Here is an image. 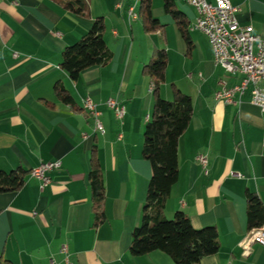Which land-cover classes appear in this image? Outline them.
Returning <instances> with one entry per match:
<instances>
[{
    "label": "crops",
    "instance_id": "obj_1",
    "mask_svg": "<svg viewBox=\"0 0 264 264\" xmlns=\"http://www.w3.org/2000/svg\"><path fill=\"white\" fill-rule=\"evenodd\" d=\"M84 2L87 13L81 16L61 0L0 2V172L27 173L19 191L0 194V264H65L62 246L70 264H172L161 252L137 258L128 252L151 174L141 152L153 106L152 82L143 67L159 51L167 57L159 96L171 101L177 90L192 106L189 125L177 141V182L163 216L181 212L193 229L216 230L219 250L200 264H264V248L248 245L246 227L245 194H254L264 209V114L250 106V88L231 104L215 100L217 82L226 79L206 38L191 31L187 46L159 0L151 9L161 28L148 34L135 12L139 0ZM174 3L190 29L195 10L183 0ZM229 3L237 9V25L264 39V0ZM129 9L135 20L128 17ZM98 18L112 59L72 82L60 69L61 52ZM241 79H227V86ZM57 85L69 104L57 99ZM109 98L123 109L121 120L106 107ZM85 99L100 113L102 135L83 109ZM93 153L104 195V222L97 228L87 183ZM198 155L206 159L205 167L195 161ZM48 163L59 168L47 174L50 182L40 190L29 171ZM242 246L246 256L240 254Z\"/></svg>",
    "mask_w": 264,
    "mask_h": 264
},
{
    "label": "trees",
    "instance_id": "obj_2",
    "mask_svg": "<svg viewBox=\"0 0 264 264\" xmlns=\"http://www.w3.org/2000/svg\"><path fill=\"white\" fill-rule=\"evenodd\" d=\"M76 15H85L84 0H61ZM165 15L175 22L177 30L187 46H190L188 26L183 15L176 10L174 0H159ZM153 0H139L138 19L145 33L160 30L161 26L152 16ZM105 28L101 18L95 19L87 32L73 45L61 52L60 69L75 82L79 74L92 67H104L112 59L103 40ZM167 57L163 51L156 54L143 67V73L153 83V106L151 120L142 133V158L150 166V179L142 210L140 225L132 231L128 252L137 258L153 252L167 255L172 264H200L201 260L214 256L219 250L218 235L213 227L195 230L181 212L174 213L171 220L163 216L165 202L171 188L177 182V141L187 129L192 113L191 100L175 90L171 101L163 100L159 91L165 82ZM55 94L59 101L69 104L64 88L57 85ZM26 172L18 169L0 172V194L15 193L21 189ZM93 228L104 222L103 182L99 162L90 159L87 175ZM246 227L249 232L264 227V209L252 193L245 194Z\"/></svg>",
    "mask_w": 264,
    "mask_h": 264
},
{
    "label": "built area",
    "instance_id": "obj_3",
    "mask_svg": "<svg viewBox=\"0 0 264 264\" xmlns=\"http://www.w3.org/2000/svg\"><path fill=\"white\" fill-rule=\"evenodd\" d=\"M183 3L195 10L194 31L205 34L213 63L223 71L225 79H233L236 75L242 77L240 83L232 87L227 86L226 80H219L213 98L231 104L235 96L240 97L250 88V106L264 114V39L253 35L251 28L237 25L234 19L237 9L230 5L229 0H213V3L205 0H183ZM127 15L133 20L129 11ZM105 105L113 112L115 119H122L124 111L115 99H107ZM83 109L92 118L95 131L102 135L104 131L99 121L100 113L95 104L85 99ZM195 161L203 167L207 165L206 159L201 155L196 156ZM58 168L59 163L40 164L31 169L29 175L39 182V189L43 190L50 182L47 174ZM230 176L240 178V175L234 173H230ZM250 244L264 248V227L255 232V238L252 243H248ZM60 253L64 255L65 264H70L66 246L61 247ZM240 254L247 255L243 246L240 247Z\"/></svg>",
    "mask_w": 264,
    "mask_h": 264
},
{
    "label": "bare ground",
    "instance_id": "obj_4",
    "mask_svg": "<svg viewBox=\"0 0 264 264\" xmlns=\"http://www.w3.org/2000/svg\"><path fill=\"white\" fill-rule=\"evenodd\" d=\"M129 13H130V16L132 17L133 20L136 19V14H134L133 10L132 9H129ZM190 31H194L195 30V22L194 24L190 27L189 29ZM202 36L205 37V34H201ZM150 88L151 90L153 89V83L150 84ZM258 231V229L256 230H252L251 232H249V236H248V243H252L253 242V239L255 238V232Z\"/></svg>",
    "mask_w": 264,
    "mask_h": 264
},
{
    "label": "rangeland",
    "instance_id": "obj_5",
    "mask_svg": "<svg viewBox=\"0 0 264 264\" xmlns=\"http://www.w3.org/2000/svg\"><path fill=\"white\" fill-rule=\"evenodd\" d=\"M134 2H135V0H134ZM134 2H133V4H134ZM135 5V4H134ZM137 6V8L135 9V12L137 13L138 12V8H139V3L136 5ZM136 13H134V14H136ZM193 25V24H192ZM191 25V26H192ZM175 28H176V26H174ZM191 31L188 29V33H190ZM196 32V31H195ZM191 34V33H190ZM186 46V45H185ZM153 59H156V55H155V57L153 58ZM164 84V83H163ZM169 88H170V86H169ZM171 90H172V88H170ZM172 219V217H170V218H166V220H171Z\"/></svg>",
    "mask_w": 264,
    "mask_h": 264
}]
</instances>
